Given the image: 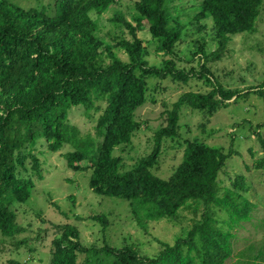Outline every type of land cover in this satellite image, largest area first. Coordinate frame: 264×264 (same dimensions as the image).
<instances>
[{"label":"trees","instance_id":"obj_1","mask_svg":"<svg viewBox=\"0 0 264 264\" xmlns=\"http://www.w3.org/2000/svg\"><path fill=\"white\" fill-rule=\"evenodd\" d=\"M117 2L54 0L52 5L25 8L14 0H0V235L14 237L22 231L15 208L32 195L36 185L32 173L44 178L34 153L44 139L53 152L71 145L73 149L65 153L68 166L75 171L91 169V189L130 202L142 226L147 221L175 220L182 209L200 214L184 236L174 244L163 243L152 256L129 245L115 248L105 242L101 248L88 247L79 228L65 224L53 241L50 264H80L79 254H86L87 263L101 264L102 253L107 264H224L233 253L232 229L250 220L257 207L245 195L244 175H237L233 187L220 185L233 150L189 139L182 162L168 178L154 170L165 142L181 136L183 109L212 116L251 90L264 97V82L253 88L227 87L211 76L207 64L223 57L234 35L256 30L264 0H201L193 5L184 0H139L136 26L118 13L111 21L121 34L108 38L91 13L103 14ZM202 20L212 21L214 31L208 37L190 38L197 45L191 61L199 60V66L186 69L178 64L184 59L182 47L192 36L190 25L206 29ZM145 23L157 52L169 56L161 65L149 63V51L137 34ZM127 30L130 38L124 35ZM168 77L184 82L205 77L212 88L182 93L165 111L166 123L156 129L151 151L125 169L115 151L131 144L142 128L136 112L148 102L149 80ZM75 108H82L88 119L97 114L96 135H84L70 122ZM258 137L264 148L260 132ZM255 165L264 170V156ZM29 166L32 173L24 176ZM214 208L227 213L228 220L220 221ZM92 219L104 229L108 225L105 214ZM3 264L21 262L10 258Z\"/></svg>","mask_w":264,"mask_h":264},{"label":"rangeland","instance_id":"obj_2","mask_svg":"<svg viewBox=\"0 0 264 264\" xmlns=\"http://www.w3.org/2000/svg\"><path fill=\"white\" fill-rule=\"evenodd\" d=\"M25 8L41 3L53 4L54 0H14ZM139 0H118L103 14L93 11L92 17L97 20L102 33L108 38L120 35L121 30L111 21L118 13L136 26L134 16L137 14L136 3ZM185 4H198L201 0H184ZM182 2V1H181ZM178 4V2H176ZM184 3V2H183ZM206 29L200 30L196 25H190L192 36L186 38L183 44V60L178 61L181 67L198 68L197 59L191 61L193 52L197 50L196 42L190 38L208 37L213 33L210 20H202ZM145 28L138 31V36L149 51L147 57L151 65H161L169 58L163 52L158 53L156 41ZM131 37L128 30L125 34ZM210 38H208L209 40ZM210 41V40H209ZM212 42H210L211 44ZM209 45V44H208ZM210 48V45H209ZM214 49L215 47L212 46ZM219 59H209V69L223 85L231 88H253L264 82V5L259 17L256 30L234 35L227 49ZM124 58H127L123 55ZM149 99L137 112V119L142 128L136 133L131 144L116 149L115 154L123 158L125 169L132 168L153 146L154 133L157 128L166 123L165 111L186 91L207 92L211 83L202 79H191L188 82L166 79L149 80ZM210 116L201 110L185 108L181 114V136L175 142L167 140L155 173L162 178H168L182 162L186 140L199 139L213 146L233 150L234 154L228 159L225 170L220 176L221 187H233L237 175H244L248 191L246 197L257 204L248 221L235 225L232 232L233 253L224 264H264V170L258 169L256 161L264 156V148L259 140L264 138V97L251 90L243 97ZM82 108H75L70 114V122L79 127L82 134L96 135L97 114L88 119ZM45 140L38 141L34 153L41 162V179L30 171L23 172L24 176H32L36 185L32 189L30 199L16 205L17 222L22 231L14 237L3 238L0 235V264L10 258L17 259L21 264H50L53 257V241L60 235L62 227L70 224L79 228L81 239L88 247L109 246L120 248L135 246L145 255H156L163 243L174 244L176 239L184 236L199 219L192 208L180 210L175 220L162 219L147 221L145 226L135 218L131 211L130 202L115 197L96 194L90 187L92 170L75 171L71 169L65 153L72 148L66 144L62 149L53 152L45 146ZM29 165L31 162H28ZM22 174V175H23ZM223 192V191H222ZM214 210H216L214 208ZM217 211L220 221L228 220L227 213ZM105 214L108 225H103L92 219L94 215ZM223 225L227 227L224 222ZM228 229H230L228 227ZM101 258L107 264L108 259L102 253ZM86 254H79L80 264H98L96 261L87 263Z\"/></svg>","mask_w":264,"mask_h":264}]
</instances>
